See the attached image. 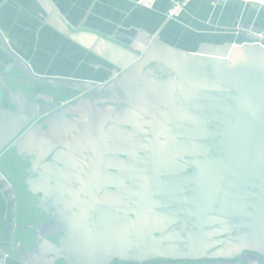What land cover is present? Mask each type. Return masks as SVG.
<instances>
[{
  "label": "flooded vegetation",
  "instance_id": "obj_1",
  "mask_svg": "<svg viewBox=\"0 0 264 264\" xmlns=\"http://www.w3.org/2000/svg\"><path fill=\"white\" fill-rule=\"evenodd\" d=\"M6 81L20 93L65 102L72 120L78 121L45 130L40 118L33 126L37 139L29 157L20 154L21 187L31 198L26 200L35 202L36 211L50 204L58 211L75 253H81L75 251L78 239L79 246L89 239L98 247L101 239L134 247L172 243L176 248L203 241L213 250L217 240L246 238V231L264 225V210L259 211L264 206V169L255 170L253 162L231 154V141L217 135L206 106L171 108L174 101L189 99L178 95L169 102L142 88L103 95L93 107L81 109L89 103L87 92ZM114 116L129 121L130 129L114 124ZM50 152L66 161V173L58 168L51 176L39 169Z\"/></svg>",
  "mask_w": 264,
  "mask_h": 264
},
{
  "label": "water",
  "instance_id": "obj_2",
  "mask_svg": "<svg viewBox=\"0 0 264 264\" xmlns=\"http://www.w3.org/2000/svg\"><path fill=\"white\" fill-rule=\"evenodd\" d=\"M101 39L98 52L109 63L110 72L105 80L98 81L39 73L29 60L12 48L9 38L0 28V47L9 56L0 62L5 67L0 70V156L18 142L34 138V134L29 139L27 137L40 118H44L40 128L45 130L54 124L66 126L78 122L70 117L71 110L65 102L20 93L6 81L13 79L26 84L87 92L89 103L81 109H89L88 106L96 105L101 96L110 97L120 90L128 94L143 88L169 99V102L170 97L179 95L189 101H174L171 108L191 107L192 110V107L206 106L207 113L206 110L202 113L211 118L220 138L228 140V143L231 141V154L253 162L255 170L264 169L258 168V164H264L263 42H247L243 46L234 44L226 54H219L215 51L179 50L160 35L150 36L141 47ZM192 96L197 103L191 100ZM113 119L118 127L129 130L132 126L127 120L115 116ZM58 148L70 155L66 145L58 143ZM51 153L39 162V169L51 176L52 171L58 168L66 173L69 165L57 153ZM8 184L14 192L13 186ZM263 210L264 206L259 211ZM26 216L29 221L21 226L22 237L14 253L20 260L31 264H146L178 260L184 264H190V261H199L197 264H264V238L261 239L264 225L254 226L253 233L246 231V238L232 242L217 240L213 250L201 245L203 241L184 242L183 247L176 248L172 243L134 247L126 242L115 244L98 239V247L97 242L93 244L89 239L79 246L82 241L78 239L75 251L79 250L81 254L72 251L69 228L62 223L64 221L58 211L53 212L51 204L40 211H26ZM260 228L263 231L258 233ZM5 258L0 257V262H5ZM208 260L213 262L205 263Z\"/></svg>",
  "mask_w": 264,
  "mask_h": 264
},
{
  "label": "crops",
  "instance_id": "obj_3",
  "mask_svg": "<svg viewBox=\"0 0 264 264\" xmlns=\"http://www.w3.org/2000/svg\"><path fill=\"white\" fill-rule=\"evenodd\" d=\"M171 6L172 0H157L152 9L140 0H0V28L39 73L95 80L110 72L98 52L102 37L141 47L160 35L179 50L219 54L234 44L264 43V8L256 4L191 0L179 17L169 19ZM7 57L0 47V62ZM32 134L33 127L27 138ZM27 192L21 187L18 142L0 156V257H6L0 264H31L14 253L21 226L29 221L26 211L37 209Z\"/></svg>",
  "mask_w": 264,
  "mask_h": 264
},
{
  "label": "built area",
  "instance_id": "obj_4",
  "mask_svg": "<svg viewBox=\"0 0 264 264\" xmlns=\"http://www.w3.org/2000/svg\"><path fill=\"white\" fill-rule=\"evenodd\" d=\"M191 0H172V6L168 9L167 17L169 19H175L179 17L186 9ZM246 3H253L257 6L264 8V0H240ZM157 0H140V4L146 8H154Z\"/></svg>",
  "mask_w": 264,
  "mask_h": 264
},
{
  "label": "rangeland",
  "instance_id": "obj_5",
  "mask_svg": "<svg viewBox=\"0 0 264 264\" xmlns=\"http://www.w3.org/2000/svg\"><path fill=\"white\" fill-rule=\"evenodd\" d=\"M1 99H2V95H1V92H0V101H1ZM78 103H80V101L78 102ZM76 104V103H75ZM32 128V127H31ZM30 128V129H31ZM37 139V135H34V138H32L33 140L34 139ZM32 139H29V140H27L26 142H23V143H20V154H22L23 153V151H24V154L25 155H27L28 157H29V153L31 152V146L33 145L32 144ZM30 164V169H34V168H32L33 167V163H32V161L29 163Z\"/></svg>",
  "mask_w": 264,
  "mask_h": 264
}]
</instances>
